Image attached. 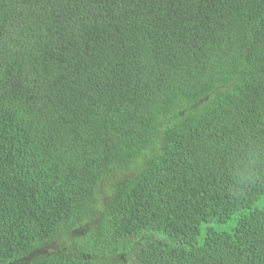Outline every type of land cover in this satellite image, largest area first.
Masks as SVG:
<instances>
[{"label": "trees", "instance_id": "obj_1", "mask_svg": "<svg viewBox=\"0 0 264 264\" xmlns=\"http://www.w3.org/2000/svg\"><path fill=\"white\" fill-rule=\"evenodd\" d=\"M0 264H264V0H0Z\"/></svg>", "mask_w": 264, "mask_h": 264}]
</instances>
